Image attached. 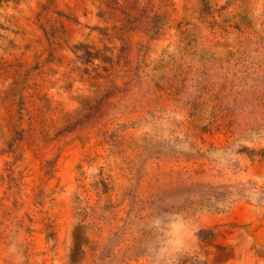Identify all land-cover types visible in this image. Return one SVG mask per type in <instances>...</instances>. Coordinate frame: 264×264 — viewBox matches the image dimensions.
Returning a JSON list of instances; mask_svg holds the SVG:
<instances>
[{"label": "rangeland", "instance_id": "1", "mask_svg": "<svg viewBox=\"0 0 264 264\" xmlns=\"http://www.w3.org/2000/svg\"><path fill=\"white\" fill-rule=\"evenodd\" d=\"M0 264H264V0H0Z\"/></svg>", "mask_w": 264, "mask_h": 264}]
</instances>
